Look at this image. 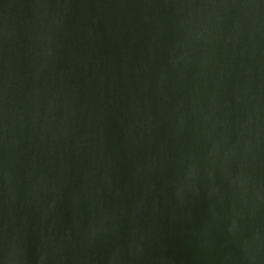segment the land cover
Masks as SVG:
<instances>
[{"label": "water", "instance_id": "95a60500", "mask_svg": "<svg viewBox=\"0 0 264 264\" xmlns=\"http://www.w3.org/2000/svg\"><path fill=\"white\" fill-rule=\"evenodd\" d=\"M0 264H264V0H0Z\"/></svg>", "mask_w": 264, "mask_h": 264}]
</instances>
